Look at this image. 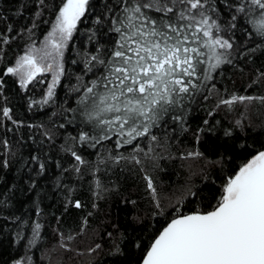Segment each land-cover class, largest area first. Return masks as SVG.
Listing matches in <instances>:
<instances>
[{"label": "snow or ice", "instance_id": "obj_1", "mask_svg": "<svg viewBox=\"0 0 264 264\" xmlns=\"http://www.w3.org/2000/svg\"><path fill=\"white\" fill-rule=\"evenodd\" d=\"M0 22V170L15 173L0 176V264H264V121L249 114L264 107L249 92L264 86V0H24ZM229 72L247 86L228 76L229 90ZM9 80L38 122L15 118ZM22 128L31 143L14 148ZM162 160L183 183L164 186ZM126 173L142 189L125 192Z\"/></svg>", "mask_w": 264, "mask_h": 264}, {"label": "trees", "instance_id": "obj_2", "mask_svg": "<svg viewBox=\"0 0 264 264\" xmlns=\"http://www.w3.org/2000/svg\"><path fill=\"white\" fill-rule=\"evenodd\" d=\"M23 3H24V0H0V12L11 15L16 10V8L20 4H23ZM28 14H29V12L26 11L25 16H27ZM14 19H15V17H14ZM23 22L24 21H20L19 23H17L14 26L17 29H19L20 24ZM6 27H7L6 23L0 22V32H4ZM5 47H6V51H7V57L9 59L14 60L16 53L23 47V42L19 39H14L9 46H5ZM2 70H3V64H0V71H2ZM228 76H234V78L236 79V84H235L236 88H240L242 85L247 86V83H248L247 77H245L244 80H241L237 74L229 72L224 78L225 82H227V84H228L229 90H231L233 86L231 84V81L228 80ZM5 79H7V78H5ZM73 83H74V81H73ZM8 84H9V93L8 94L12 100V104L10 106L14 107L15 118H18V119L23 118L25 120V123L38 122V120L40 118L39 113L37 114V116L34 120L30 121L29 120L30 114H28L23 108H17L16 99H15L13 92H12L13 86H12L11 80L8 81ZM64 84L67 85L68 81H64ZM218 86L223 87V84L218 85ZM58 91H60L61 98H63L64 89L62 88V89H59ZM249 92L252 95L264 94V86L256 87L255 91L249 89ZM249 114L251 115L252 119L254 121H256L257 123L264 121V107H262L258 103L252 107ZM199 116H203L202 111L194 114L193 124H195L197 122V119ZM3 124H7V127H13L11 122L4 121L3 117L0 116V138L5 137L6 129L2 126ZM21 136H23L24 140H27V142L29 144L31 143V141L28 140V129L27 128H22L19 133L15 134V136L11 132L7 133V137L10 140H12L14 148L18 146L17 141H19ZM2 151H3V147L0 146V152H2ZM53 155H55V153H53ZM160 163L163 166V170L159 171V173H158L159 180L163 181V184L165 187H175V186L183 183L185 176H186V166L182 165L181 161H179V160H162ZM0 176H6L7 178L11 179L15 176V173L12 169H10L7 173L3 172V170H0ZM125 176H126V178L121 180V183L123 185V190L125 192L136 193V192H138L139 189H142V181L140 180V178L138 176L134 177V176L127 174V173L125 174ZM113 178L114 179L119 178L118 171H117V175ZM159 180H158V182H159ZM77 198H82V199L86 200L87 199V193L81 192L78 194ZM61 201H62L61 192L51 191L48 199L42 205V207L44 208V211H45V216L47 217V219L43 221L45 223V228L43 229V232H42V236H43L45 242H48V241L53 239L52 230L50 227H48V223H51L54 225L55 224V217L52 216L50 213L53 211L56 212L57 214L60 213V211L62 210ZM102 207L107 208L106 205H102ZM109 210L111 211L113 216H119L121 222H123L124 214L119 208H117L115 205H113ZM64 221H65L66 225L70 224L71 218L66 216L64 218ZM3 239H4V237L0 236V240H3ZM39 258H40V252H36L34 259L39 260ZM111 259H112L111 257L102 253L99 256H97V264H110Z\"/></svg>", "mask_w": 264, "mask_h": 264}]
</instances>
